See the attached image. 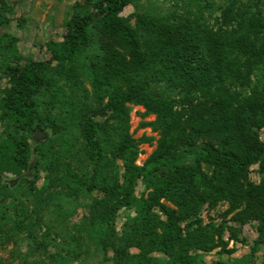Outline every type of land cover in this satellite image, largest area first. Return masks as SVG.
<instances>
[{
	"label": "trees",
	"instance_id": "16d2710c",
	"mask_svg": "<svg viewBox=\"0 0 264 264\" xmlns=\"http://www.w3.org/2000/svg\"><path fill=\"white\" fill-rule=\"evenodd\" d=\"M140 1L76 3L61 40L46 43L47 59L0 32L1 182L20 178L37 195L44 174L47 204L62 195L90 202L87 226L48 264L83 263L91 247L101 264H207L215 250L235 253L225 227L200 218L221 203L237 225L257 224L255 249L264 247V180L250 177L254 166L264 174V0H227L217 28L206 16L213 0L123 16ZM0 4V27L10 25L15 6ZM131 105L155 117L140 127L157 139L134 137ZM42 128L50 139L35 145ZM155 141L137 165L141 146ZM15 224L33 251L57 244L41 216Z\"/></svg>",
	"mask_w": 264,
	"mask_h": 264
},
{
	"label": "rangeland",
	"instance_id": "374dc122",
	"mask_svg": "<svg viewBox=\"0 0 264 264\" xmlns=\"http://www.w3.org/2000/svg\"><path fill=\"white\" fill-rule=\"evenodd\" d=\"M82 0H8L9 4L15 6V17L10 25L0 27L2 33H13L22 40V45L26 53L31 52L36 59H47L46 43L49 40H61L67 20L73 15V6ZM210 0H204L207 2ZM227 0H213V10L207 11V21L210 26L217 28L220 24L222 14L221 8ZM16 2V3H15ZM189 4V0H142L132 4L125 9L123 16L136 20L137 14L169 13L171 11L183 12ZM1 6V4H0ZM0 8V14H1ZM21 20H25L24 27H21ZM2 82L0 81V86ZM144 108L131 105V132L139 139L143 135L158 138L157 132L152 128H141L144 121H153L154 116L143 119ZM44 131L42 129H38ZM37 130V131H38ZM50 136L45 141H49ZM264 140V134L262 135ZM156 141L153 144H143V153L137 160V165L142 166L149 155L155 150ZM250 177L252 181L259 183L264 180V174H260L258 167L251 168ZM14 179H7L10 182ZM6 182V184H7ZM0 182V198L4 201L0 206V264H48L49 255L54 254L63 247L64 238L78 236L89 221V200H72L62 195L55 199L53 203L47 204L48 193L44 187V174L38 182V194L28 190L25 182H18L9 189L7 185ZM17 186V187H16ZM16 187V188H15ZM142 189V188H140ZM227 205L219 204L216 208L206 206L200 218L204 224L212 223L215 226H224V239L228 242L227 250H235L232 254L219 255V250L206 255L207 264H217L222 261L225 264H264V247L255 249L258 238L257 224L248 223L237 225L231 221V215L225 214ZM125 211L120 213L117 229L122 230L125 221ZM25 216H41L44 222L50 224L54 229L52 238L57 244L49 246L46 252L33 251L28 233L18 231L15 224ZM1 217L4 219L2 220ZM26 223H30L26 221ZM237 231V242L230 241L231 233L229 228ZM45 229H43V232ZM59 246L56 249L55 246ZM91 255L83 263L75 261L71 264H101L104 263V254L94 247L90 249ZM65 254V253H64ZM110 256V255H109Z\"/></svg>",
	"mask_w": 264,
	"mask_h": 264
},
{
	"label": "water",
	"instance_id": "95a60500",
	"mask_svg": "<svg viewBox=\"0 0 264 264\" xmlns=\"http://www.w3.org/2000/svg\"><path fill=\"white\" fill-rule=\"evenodd\" d=\"M48 136H50L47 132L45 131H40L38 130L34 136L31 137V140L35 143V145L40 144L41 141H45ZM37 158H35L36 160ZM35 160L32 162L31 166L34 164ZM32 171L33 169H31V171L26 175V178H29L32 176ZM20 181V178L14 179L12 181L9 182V185L11 187H14L16 185V183H18Z\"/></svg>",
	"mask_w": 264,
	"mask_h": 264
},
{
	"label": "flooded vegetation",
	"instance_id": "af4514ba",
	"mask_svg": "<svg viewBox=\"0 0 264 264\" xmlns=\"http://www.w3.org/2000/svg\"><path fill=\"white\" fill-rule=\"evenodd\" d=\"M5 181H7V179H5ZM0 182H1V176H0ZM3 201H2V198H0V206L3 205Z\"/></svg>",
	"mask_w": 264,
	"mask_h": 264
}]
</instances>
